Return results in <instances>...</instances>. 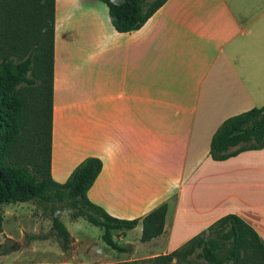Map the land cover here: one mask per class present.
<instances>
[{
  "label": "crops",
  "instance_id": "0c3cea01",
  "mask_svg": "<svg viewBox=\"0 0 264 264\" xmlns=\"http://www.w3.org/2000/svg\"><path fill=\"white\" fill-rule=\"evenodd\" d=\"M263 105L264 0H167L128 33L99 0H55L51 175L63 183L97 158L87 197L109 215L166 205L151 241L141 222L113 232L130 258L169 254L227 214L264 243V148L209 156L224 120Z\"/></svg>",
  "mask_w": 264,
  "mask_h": 264
},
{
  "label": "trees",
  "instance_id": "16d2710c",
  "mask_svg": "<svg viewBox=\"0 0 264 264\" xmlns=\"http://www.w3.org/2000/svg\"><path fill=\"white\" fill-rule=\"evenodd\" d=\"M119 33L141 28L167 0H99ZM55 0H0V232L4 205L29 203L68 204L72 220L83 219L103 230L101 240L111 250L125 252L113 232L142 225L141 242L162 234L166 205L141 219H118L92 203L87 192L102 163L87 158L64 183L51 175V127L54 61ZM36 93L28 104L25 94ZM25 147L24 155L19 148ZM264 148V105L224 120L213 133L209 156L225 161L246 151ZM51 228L69 242L71 237L57 212L50 214ZM208 264H264V243L255 230L235 214H227L180 248L147 261L169 264L181 253ZM4 251L1 254H9Z\"/></svg>",
  "mask_w": 264,
  "mask_h": 264
},
{
  "label": "rangeland",
  "instance_id": "374dc122",
  "mask_svg": "<svg viewBox=\"0 0 264 264\" xmlns=\"http://www.w3.org/2000/svg\"><path fill=\"white\" fill-rule=\"evenodd\" d=\"M28 104L36 103V93L28 90L25 94ZM25 147L19 148L24 155ZM57 180V176H55ZM54 180L57 183L64 180ZM64 183V182H63ZM55 211L68 232L83 240L96 241L94 247L84 244L72 245L73 240L64 241L52 230L50 214ZM68 204H48L33 200L29 203L5 205L2 208L3 225L0 232V264H156L144 259H132L123 252H108L101 240L103 230L91 226L83 219L71 220ZM98 240V241H97ZM90 242V241H89ZM73 249L76 255L70 254ZM12 251L9 254H1ZM181 253L182 258L173 259L169 264H208L197 256Z\"/></svg>",
  "mask_w": 264,
  "mask_h": 264
}]
</instances>
